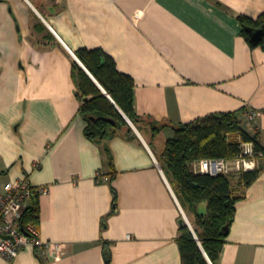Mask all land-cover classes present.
Wrapping results in <instances>:
<instances>
[{
    "label": "crops",
    "instance_id": "crops-1",
    "mask_svg": "<svg viewBox=\"0 0 264 264\" xmlns=\"http://www.w3.org/2000/svg\"><path fill=\"white\" fill-rule=\"evenodd\" d=\"M263 13L264 0H0V186L49 187L25 216L37 206L31 222L60 247L43 259L29 245L0 264H182L180 200L158 158L178 124L213 113L236 112L264 145V46L240 19ZM80 48L108 52L136 82V112L164 126L88 137ZM250 108L262 111L252 123ZM234 187L242 198L214 264H264V160Z\"/></svg>",
    "mask_w": 264,
    "mask_h": 264
},
{
    "label": "trees",
    "instance_id": "trees-1",
    "mask_svg": "<svg viewBox=\"0 0 264 264\" xmlns=\"http://www.w3.org/2000/svg\"><path fill=\"white\" fill-rule=\"evenodd\" d=\"M240 19L244 26L243 33L250 43L264 46V40L252 42L248 30L249 27H264V13L256 20ZM76 54L117 104L103 92L82 64L74 60L77 94L82 102L80 114L87 121L85 131L88 137L102 142L119 131L133 133L131 124L121 110L139 128L142 121H148L154 130L164 126L136 112V82L132 76L118 69L115 59L108 52L101 48H80ZM243 141H254L258 149H264L259 133H249L236 112L213 113L178 124L174 137L168 140L160 155L163 168L182 197L183 207L186 208V204L195 213V232L186 222L180 225L178 242L182 264L216 263L228 236L223 228L228 224L231 226L236 204L242 198L240 194L236 195L234 183L239 185L237 189L241 191L258 177L260 171L242 172L235 177L214 175L194 171L192 163L204 158H234L239 155ZM106 153L111 161L108 148ZM202 204L205 206L201 209ZM37 211V206L29 208L24 222L36 219ZM106 259L109 263V252H106Z\"/></svg>",
    "mask_w": 264,
    "mask_h": 264
},
{
    "label": "built area",
    "instance_id": "built-area-1",
    "mask_svg": "<svg viewBox=\"0 0 264 264\" xmlns=\"http://www.w3.org/2000/svg\"><path fill=\"white\" fill-rule=\"evenodd\" d=\"M262 114L260 109L250 108L247 119L254 122ZM264 149L257 148L254 141H243L241 151L234 158H204L193 162L196 172L218 174H240L261 169ZM98 181L106 182L110 177L103 171L98 172ZM48 186H34L26 178L10 180L0 186V255L12 260L26 246L33 245L41 258H46V249L59 250V245L45 242L40 237L36 225L25 219L28 204L37 197L48 194ZM179 203V202H178ZM182 214L185 215L180 206ZM186 216V215H185Z\"/></svg>",
    "mask_w": 264,
    "mask_h": 264
},
{
    "label": "water",
    "instance_id": "water-1",
    "mask_svg": "<svg viewBox=\"0 0 264 264\" xmlns=\"http://www.w3.org/2000/svg\"><path fill=\"white\" fill-rule=\"evenodd\" d=\"M248 30L250 31L251 33V40L252 42L254 43H258L262 40H264V27H260V28H255V27H249ZM76 59L82 64V66L87 70V72L91 75V77L97 82V84L100 86V88L103 90V92L105 94L106 91L105 89L103 88V86L98 82V80L93 76V74L87 69V67L81 62V60L76 56ZM107 96L116 104V102L111 98V96L109 94H107ZM117 105V104H116ZM121 110V109H120ZM121 112L123 113V115L126 117V119L128 120V122L131 124V126L137 130V128L135 127L134 123L132 122V120L121 110ZM204 214V212H203ZM181 222H186L190 228L193 230V232H195L194 228H192L190 222H189V219L187 218V216H183L182 219H181ZM230 224L226 225L224 228H223V231L225 234H229V231H230ZM206 253V252H205ZM207 255V254H206Z\"/></svg>",
    "mask_w": 264,
    "mask_h": 264
},
{
    "label": "rangeland",
    "instance_id": "rangeland-1",
    "mask_svg": "<svg viewBox=\"0 0 264 264\" xmlns=\"http://www.w3.org/2000/svg\"><path fill=\"white\" fill-rule=\"evenodd\" d=\"M159 159V158H158ZM167 173V172H166ZM168 174V173H167ZM168 176H169V174H168ZM235 177V176H234ZM171 179V178H170ZM173 183V182H172ZM173 186H174V184H173ZM174 189H175V191H176V193H177V195H178V197H179V200H180V202H179V205L182 207V209H183V211L184 212H186L187 213V215L189 216V215H193L194 214V216H195V213H193L191 210H190V206H187L186 204H185V207L186 208H184L183 207V204H182V197H180L179 196V194H178V191H177V189H176V187L174 186ZM204 206H205V204H202L201 205V209L202 208H204ZM184 216V215H183ZM195 218V217H194ZM194 225V224H193ZM194 227H195V225H194ZM194 230H195V228H194Z\"/></svg>",
    "mask_w": 264,
    "mask_h": 264
}]
</instances>
